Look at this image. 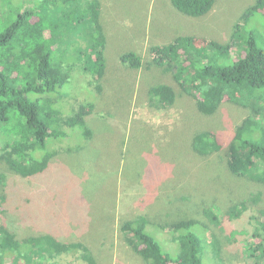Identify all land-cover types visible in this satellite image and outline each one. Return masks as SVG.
<instances>
[{
  "label": "rangeland",
  "instance_id": "1",
  "mask_svg": "<svg viewBox=\"0 0 264 264\" xmlns=\"http://www.w3.org/2000/svg\"><path fill=\"white\" fill-rule=\"evenodd\" d=\"M257 1L216 0L210 12L194 17L171 0H100L107 68L98 82L81 69L94 37L93 25L85 21L88 0L1 2L0 24L35 4H41V16L57 22L61 60L66 56L69 64L77 65L57 97L61 116L86 102H93L95 110L87 117L90 136L75 127L65 137L49 140L39 153L51 147L56 154L49 168L35 176L23 177L10 169L1 157L6 143L1 139L0 226L24 238L48 233L61 241H82L99 264H147L121 231L124 220L145 215L155 224L160 242L173 249L170 234L157 224L195 217L208 223L221 243L219 258L213 248L207 252L208 264H253L243 252V241L253 231L251 210L264 206V183L237 176L228 166L230 140L250 110L225 102L214 114L201 113L173 74L152 62L150 48L182 35L226 43ZM251 29L264 36L261 11L248 17L246 30ZM130 51L142 56L143 66L122 62L121 55ZM160 83L171 84L177 93L175 102L164 108L150 96V89ZM207 130L219 134L225 145L219 152L201 155L192 143ZM257 193L261 201L250 202L252 209L243 219L228 221L223 216L232 204ZM210 206L218 210L220 225L204 215ZM83 263L63 256L61 263L47 264Z\"/></svg>",
  "mask_w": 264,
  "mask_h": 264
},
{
  "label": "trees",
  "instance_id": "2",
  "mask_svg": "<svg viewBox=\"0 0 264 264\" xmlns=\"http://www.w3.org/2000/svg\"><path fill=\"white\" fill-rule=\"evenodd\" d=\"M4 1H0V8ZM171 1L182 13L194 17L207 14L216 3V0ZM46 2L57 4L61 0ZM40 5L22 9L12 20L0 24V141L6 139L1 157L11 170L23 177L38 175L49 168L56 152L48 146L45 153H39L49 140L65 137L75 127H81L90 136L87 117L95 110L93 102L80 104L69 116H61V110L56 108L58 94L77 65L69 64L66 56L61 60L57 22L41 16ZM6 6L4 10L9 9ZM85 7V21L93 25L94 37L84 59L86 65L81 69L92 73L94 82H98L107 68L101 2L88 0ZM260 11L264 16V0H258L246 10L226 43L182 35L168 44L153 45L150 52L152 62L170 71L196 99L201 113L214 114L225 102L250 110L230 140L228 166L237 176L264 183V36L252 29L246 30L248 17ZM58 17L61 18V13ZM121 60L132 68L144 64L142 56L133 51L123 53ZM176 94L175 88L167 83L150 89L151 100L162 108L172 105ZM192 145L199 154L208 155L223 150L225 144L219 134L207 130L195 135ZM261 197L257 193L236 202L223 216L228 221L243 219L252 209L250 202L256 204ZM2 200L4 197L0 196V203ZM256 209L251 210L254 214L249 224L253 231L243 241V252L253 264H264V206ZM217 211L212 206L203 210L216 226L222 221ZM152 225L155 224L145 215L121 224L128 243L141 253L147 264H208L207 252L212 248L214 256L220 257L221 243L205 221L185 217L157 224L170 234L175 243L173 249L162 240L165 246L161 244ZM209 233L211 240H208ZM63 256L77 257L83 264H99L82 241H61L48 233L24 238L7 226H0V264H47L55 260L61 263ZM21 259L25 260L20 262Z\"/></svg>",
  "mask_w": 264,
  "mask_h": 264
}]
</instances>
